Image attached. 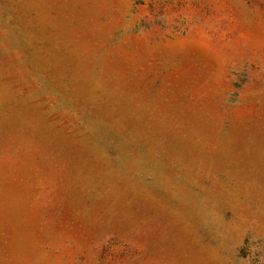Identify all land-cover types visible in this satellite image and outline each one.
Segmentation results:
<instances>
[{"label": "rangeland", "instance_id": "374dc122", "mask_svg": "<svg viewBox=\"0 0 264 264\" xmlns=\"http://www.w3.org/2000/svg\"><path fill=\"white\" fill-rule=\"evenodd\" d=\"M0 264H264V0H0Z\"/></svg>", "mask_w": 264, "mask_h": 264}]
</instances>
